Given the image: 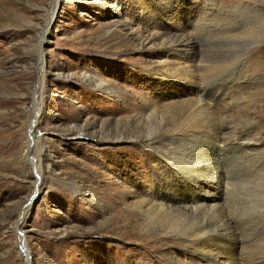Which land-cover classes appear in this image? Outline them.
Masks as SVG:
<instances>
[{
    "label": "rangeland",
    "instance_id": "1",
    "mask_svg": "<svg viewBox=\"0 0 264 264\" xmlns=\"http://www.w3.org/2000/svg\"><path fill=\"white\" fill-rule=\"evenodd\" d=\"M120 1L130 7L134 25L148 10L151 21L171 29L162 38L169 45L191 34L184 51L204 66L195 86L219 105L231 129L225 135L230 129L218 128L216 135L243 142L239 150L219 146L213 157L223 215L231 221L227 233L240 241L238 258L261 256L264 0H59L57 9L56 0H0V264H174L171 257L188 256L179 241L184 227L170 215L148 213L144 203L150 194L145 179L158 178L167 165L152 146L165 153L172 139L188 133L175 117L183 112L159 102L150 51L115 14ZM176 12L184 23L178 32L169 27ZM41 53L44 67L37 73ZM188 91L177 83L163 103L185 100ZM200 137L188 140L211 139ZM192 142L184 145L198 154ZM186 158L184 169L194 160ZM179 178L178 197L203 199ZM214 219L201 213L188 225Z\"/></svg>",
    "mask_w": 264,
    "mask_h": 264
},
{
    "label": "bare ground",
    "instance_id": "2",
    "mask_svg": "<svg viewBox=\"0 0 264 264\" xmlns=\"http://www.w3.org/2000/svg\"><path fill=\"white\" fill-rule=\"evenodd\" d=\"M58 1L59 0H56V9L58 7ZM192 1L193 0H191V2ZM180 3L181 4L176 7L178 8V11L184 5L182 2ZM119 4V8L116 9L115 14L125 18L124 24L126 28H134L137 32V37L141 39V42L145 46H148V51H150L149 57L152 59L150 60L151 68L149 71L153 72L159 79L156 86L158 89L159 102L165 109L175 107L176 109H174V111L178 110L181 113L183 112V114L176 113L175 117H177V119H175L182 125V127L186 126L184 130L188 132L185 133L183 137L180 136L172 140L170 139V147L165 153H161L159 147L153 148L152 146V151L157 150V155L164 160L167 165L157 173L159 176L158 178L155 175L156 178L155 176H147V179H145L150 192L148 197L144 200L145 206L148 207V209L146 208L147 212L150 214L154 213L157 217L160 215H170V217L172 216L171 218H174V224L179 223L184 227L179 232V241L183 243V248L188 253V256L183 254L182 258L180 253L179 256H177L178 258H176V256L175 258L171 257V262L174 264H264V253L251 261L238 258L235 254L238 252V246H241L238 245L240 241H238L236 237L231 238L227 233L231 221L229 217L226 218L223 215V206L221 204L222 193L220 189L221 180L218 171L213 166L215 162L213 157L216 156V149L219 146L228 144L231 148L233 147L234 149L239 150L243 142L233 144L235 143L234 140L228 141L224 135H216L218 132L216 129L219 128L226 132L229 127H226V123H224L223 118L220 116L221 112L219 110V105L213 103V101L209 99V96L205 94V90H200L195 86L196 72L202 70L204 66H201L202 64L196 65L194 59L187 57L184 51L188 45H191V40L189 38L191 37V34H187V40L180 41L176 45L171 44V41V45H169V43L165 42L162 38L172 32L171 29L167 30L165 27L159 25V23L154 22V19L151 21L148 10H145V16L141 17L142 19H139V22L134 25L131 21V10H129L130 7L128 4L122 1H120ZM114 7L116 8L117 5L114 4ZM177 12L173 15V23L171 22L172 25H169V27L174 28V32L180 31L179 29L184 26V23H182L183 19L180 14H177ZM53 17L54 16L52 15L51 20ZM43 40L44 35L42 36L39 48H41ZM38 67V73H41L43 71L44 63L40 62ZM177 83L179 85L183 84V87H186L189 90L184 94V96H189V98L171 104L163 103L166 100L164 92L175 90V85ZM35 85V93L38 97L37 81ZM193 95H196V100L192 98ZM176 97L179 98L180 96ZM38 118L39 110H35L34 121L29 125V136L27 138L28 145L34 142L32 135L38 123ZM217 120L221 122L219 127H216ZM211 127L213 130L212 134L209 130ZM177 131H179V133L181 132L180 130ZM230 133L231 129L224 134L229 135ZM238 134H233L232 138L236 137L237 141L240 140L241 136ZM193 135L195 137L201 136L200 138L211 136V139H208L207 143L199 144L198 141L192 142L191 140H188V137ZM186 142H192L196 147L195 149L198 150V154L192 153L193 149L185 147L184 144H186ZM176 143L180 145L178 146ZM147 145L151 146V143H148ZM180 151L183 153L181 154ZM185 157H187L186 160L188 161L194 157L192 164L188 163L192 166L187 169H184L182 164H180L181 159H185ZM178 158L180 159L176 161ZM170 172H175V176L170 174ZM179 177L185 178L184 182L189 183L191 186L198 189L197 191L202 192L203 199L198 196L197 193L194 194L192 200L185 199L184 196L178 197L180 194L175 182H180ZM159 184H161V187ZM128 193L130 195L134 194L133 189L128 190ZM30 202L31 201L28 202L29 205ZM27 210L28 206L25 208V211L23 209L24 215ZM208 212H212L215 221L208 222L207 220H201L196 224L188 225L189 220L195 215ZM18 237L21 240V237ZM24 243L23 238L22 247L26 250ZM26 253L27 251L25 254Z\"/></svg>",
    "mask_w": 264,
    "mask_h": 264
},
{
    "label": "water",
    "instance_id": "3",
    "mask_svg": "<svg viewBox=\"0 0 264 264\" xmlns=\"http://www.w3.org/2000/svg\"><path fill=\"white\" fill-rule=\"evenodd\" d=\"M40 62H43V54L41 53V55L39 56V59H38V63H37V65H39L40 64ZM36 69H37V66H36ZM37 73H38V71H37ZM36 79H35V82H34V87H35V92H36ZM36 97H37V94L35 93L34 94V100H33V102H34V105L36 104ZM28 147H30V145H28ZM29 150H27V152H28ZM35 196H36V193H34V197H33V199L31 200V202H30V205H32L33 206V204H34V200H35ZM23 209L24 208H22L21 209V212H20V215H19V218H18V221H17V223H16V226L19 224V223H21V221H22V215H23ZM16 232V235L17 236H20L21 237V242H22V240H23V238H22V234L19 232V231H15ZM24 250V248L22 247V251Z\"/></svg>",
    "mask_w": 264,
    "mask_h": 264
}]
</instances>
